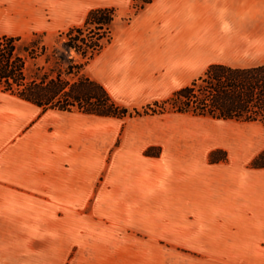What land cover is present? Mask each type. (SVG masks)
<instances>
[{
	"label": "crops",
	"instance_id": "0c3cea01",
	"mask_svg": "<svg viewBox=\"0 0 264 264\" xmlns=\"http://www.w3.org/2000/svg\"><path fill=\"white\" fill-rule=\"evenodd\" d=\"M133 4L0 0V36L46 41L81 26L93 9ZM263 36L264 0H154L126 25L114 24L112 42L85 72L118 106L142 109L211 65H264L243 66ZM17 99L27 111L0 109V264L264 257V170L249 167L264 148L239 133L261 123L181 113L99 117ZM214 151L227 160L212 163Z\"/></svg>",
	"mask_w": 264,
	"mask_h": 264
},
{
	"label": "trees",
	"instance_id": "16d2710c",
	"mask_svg": "<svg viewBox=\"0 0 264 264\" xmlns=\"http://www.w3.org/2000/svg\"><path fill=\"white\" fill-rule=\"evenodd\" d=\"M154 0H134L136 16ZM116 8L91 10L81 26L60 33L55 45L45 36H0V92L31 103L43 111H78L99 117L127 118L167 113L208 116L215 119L261 123L264 127V65L233 68L211 65L204 76L175 92L169 99L143 108V111L115 104L106 89L86 74L87 66L113 40ZM43 59V64L36 62ZM36 73L28 74V63ZM152 149L147 155L155 156ZM219 151L212 163L226 161ZM264 170V150L250 163Z\"/></svg>",
	"mask_w": 264,
	"mask_h": 264
},
{
	"label": "rangeland",
	"instance_id": "374dc122",
	"mask_svg": "<svg viewBox=\"0 0 264 264\" xmlns=\"http://www.w3.org/2000/svg\"><path fill=\"white\" fill-rule=\"evenodd\" d=\"M134 5V4H133ZM133 12V6L130 11L125 12H117V19L115 23V27L124 26L128 22V18L132 15ZM58 36H51L48 37L46 40V43L49 46L55 45L57 41ZM39 65L43 64V59L41 58L39 61L36 62ZM32 61L28 63V74L31 75L32 73H36V66L34 65ZM258 64H264V36L262 37V49L260 52H257L251 59L246 60L243 64V66H252V65H258ZM27 106L23 102L19 101L17 98L9 95V94H3L0 92V109L3 111H27ZM140 111H143L142 109H138ZM133 111V110H130ZM131 118V117H129ZM137 118V117H132ZM240 135L242 136V140L248 141L253 140V138L256 137V140L261 144L262 148H264V128L259 125H253V126H245L243 128H240L239 130ZM153 153L156 155V150L152 149ZM219 158H228V153L219 151V154L217 155ZM249 186V182L247 179V188ZM257 188V187H256ZM261 193L264 194V182L261 185ZM263 210H262V236L264 237V201H263ZM264 239V238H263ZM264 246V242H263ZM207 264H264V257L261 259L256 260H245V261H233V260H222V261H208Z\"/></svg>",
	"mask_w": 264,
	"mask_h": 264
}]
</instances>
